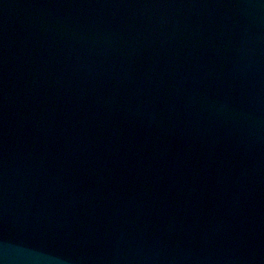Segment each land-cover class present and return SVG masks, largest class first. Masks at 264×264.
<instances>
[{
	"label": "water",
	"instance_id": "water-1",
	"mask_svg": "<svg viewBox=\"0 0 264 264\" xmlns=\"http://www.w3.org/2000/svg\"><path fill=\"white\" fill-rule=\"evenodd\" d=\"M0 261L264 264V0H0Z\"/></svg>",
	"mask_w": 264,
	"mask_h": 264
},
{
	"label": "clouds",
	"instance_id": "clouds-1",
	"mask_svg": "<svg viewBox=\"0 0 264 264\" xmlns=\"http://www.w3.org/2000/svg\"><path fill=\"white\" fill-rule=\"evenodd\" d=\"M0 264H4V262L3 261H0Z\"/></svg>",
	"mask_w": 264,
	"mask_h": 264
}]
</instances>
